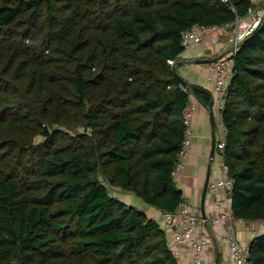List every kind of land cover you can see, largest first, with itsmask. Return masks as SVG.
I'll return each mask as SVG.
<instances>
[{
	"label": "trees",
	"instance_id": "16d2710c",
	"mask_svg": "<svg viewBox=\"0 0 264 264\" xmlns=\"http://www.w3.org/2000/svg\"><path fill=\"white\" fill-rule=\"evenodd\" d=\"M229 1L0 0V264H179L161 222L110 189L184 202L183 112L214 102L176 77L182 35L247 14ZM222 121L233 214L264 221V26L234 57ZM249 260L264 264V233Z\"/></svg>",
	"mask_w": 264,
	"mask_h": 264
},
{
	"label": "built area",
	"instance_id": "2783aa9c",
	"mask_svg": "<svg viewBox=\"0 0 264 264\" xmlns=\"http://www.w3.org/2000/svg\"><path fill=\"white\" fill-rule=\"evenodd\" d=\"M229 3V0H222ZM264 26V0H250V6L247 14L243 17L237 16L233 22L221 26H204L195 25L185 31L182 35V47L184 48L181 59L195 44H199L210 34L225 33L229 36L230 56L222 57L215 60L210 65L212 78L215 82L216 105L220 113L225 108L226 97L231 80L234 76V57L239 51V47L250 38L253 33ZM169 64L175 67L176 60H170ZM196 107L191 102L184 110L183 117L186 125L185 140L180 152V160L176 165L174 176L178 178L184 168V159L188 156L194 135L193 119ZM227 130L223 124V138L217 145L222 162V177L209 183L208 187L211 192L217 189L223 191L225 210L216 214L212 219L202 218L199 210L193 211L187 202L181 204L176 212L164 213L163 227L165 231L174 234L173 241H168L169 248L175 258L182 259L183 256L193 254V264H204V256L207 248L213 244V227L216 224L224 223L225 231L223 239L228 245L229 264H250L249 245L242 246L237 237V228L239 224L246 221L237 219L232 210V186L233 180L228 176V169L224 162V150L226 147ZM220 211L222 206L217 205Z\"/></svg>",
	"mask_w": 264,
	"mask_h": 264
},
{
	"label": "crops",
	"instance_id": "0c3cea01",
	"mask_svg": "<svg viewBox=\"0 0 264 264\" xmlns=\"http://www.w3.org/2000/svg\"><path fill=\"white\" fill-rule=\"evenodd\" d=\"M226 56H230L229 36L225 33L210 34L201 43L193 45L186 54V57L181 59L176 67V71L189 81L191 86L196 85L208 90L212 94L214 102L212 107H208L198 98H192V102L196 107L193 119L194 135L192 146L188 156L184 159V168L176 179L178 187L184 194L185 202L188 203L193 211L199 210L201 212L202 196L209 168L211 167L210 183L218 181L223 174V159L217 149L218 143L223 138V121L222 113L219 112L216 105L215 82L210 71L211 64H194V60L212 59L215 61ZM214 141L216 142V150L214 159L211 161L210 156ZM124 195V199L121 198L120 200L129 205H133L132 202L135 199V202L138 201L131 194L126 193ZM143 204L141 208L145 209L149 217L161 222L163 227L164 213ZM217 205L222 206L220 211L217 209ZM224 210L223 191L217 189L216 192H211L208 187L205 200V214L207 218L212 219L216 214ZM213 228V244L205 252L204 264H229L228 245L223 239L225 225L224 223L216 224ZM263 233L264 221L245 222L239 224L237 228L238 241L242 246L249 245L254 238ZM166 234L169 241H173L174 234L172 232ZM192 257V253L183 256L182 259L178 260L179 264H193ZM217 259L219 260L217 261Z\"/></svg>",
	"mask_w": 264,
	"mask_h": 264
},
{
	"label": "water",
	"instance_id": "95a60500",
	"mask_svg": "<svg viewBox=\"0 0 264 264\" xmlns=\"http://www.w3.org/2000/svg\"><path fill=\"white\" fill-rule=\"evenodd\" d=\"M260 29L256 30L251 37L256 36L258 34V32L260 31ZM242 46H243V44L239 47V51L241 50ZM213 61L214 60H212V59H195L194 60V64H211ZM175 74H176V77H177L181 87L183 89H185V90H190V88H191L190 82L187 81L186 79H184L177 71L175 72ZM215 150H216V142L214 141L213 145H212L211 156H210L211 157V161H213V159H214ZM210 172H211V167L209 168L208 176H207L206 183H205L204 193H203V196H202L201 216L205 220L207 219V216L205 214V200H206V197H207L208 185L210 183ZM141 211L145 212L144 209H142ZM218 260L219 259H217V261Z\"/></svg>",
	"mask_w": 264,
	"mask_h": 264
},
{
	"label": "rangeland",
	"instance_id": "374dc122",
	"mask_svg": "<svg viewBox=\"0 0 264 264\" xmlns=\"http://www.w3.org/2000/svg\"><path fill=\"white\" fill-rule=\"evenodd\" d=\"M110 192H111V194L113 195V196H115V197H117V198H119V199H121V198H123L124 199V197H125V195L124 194H126V193H124V192H121V191H119L118 189H110ZM132 195V194H131ZM132 196H134V195H132ZM135 197V196H134ZM133 197V198H134ZM135 198H137V197H135ZM136 200V199H135ZM135 200H134V202H132L133 203V206L134 207H137L138 209H142L141 208V205L143 204V202L139 199V198H137V202H135ZM124 202V201H123ZM143 205H145V204H143ZM146 206V205H145ZM147 210H148V208H147Z\"/></svg>",
	"mask_w": 264,
	"mask_h": 264
}]
</instances>
